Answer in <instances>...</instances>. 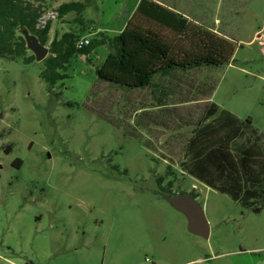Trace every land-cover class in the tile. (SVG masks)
I'll use <instances>...</instances> for the list:
<instances>
[{
	"label": "rangeland",
	"instance_id": "374dc122",
	"mask_svg": "<svg viewBox=\"0 0 264 264\" xmlns=\"http://www.w3.org/2000/svg\"><path fill=\"white\" fill-rule=\"evenodd\" d=\"M85 1L35 4L54 17L50 40L68 31L89 41L118 36L139 0H92L83 24L74 13L58 16L61 4ZM158 1L225 38L234 55L170 80L182 102H173L177 117L166 128L152 125L154 134H145L155 151L100 115L128 119L114 106L127 97L95 73L106 47L76 54L53 94L39 77L42 62L0 59V264H264V203L254 213L179 166L193 130L186 123H196L210 101L249 119L264 145V0ZM201 89H211L210 98ZM165 193L195 197L208 239L188 231Z\"/></svg>",
	"mask_w": 264,
	"mask_h": 264
},
{
	"label": "trees",
	"instance_id": "16d2710c",
	"mask_svg": "<svg viewBox=\"0 0 264 264\" xmlns=\"http://www.w3.org/2000/svg\"><path fill=\"white\" fill-rule=\"evenodd\" d=\"M43 1L0 0V59L21 60L25 64L36 61L22 35V31L27 30L42 46H48L49 54L42 61L39 77L53 94L58 83L68 77L66 71L76 54L84 53L85 48L91 51L106 47L109 54L95 73L102 85L107 84L127 97L124 103L119 101L114 106L122 107L128 119L120 118L121 123L98 111L117 128L127 125L130 136L138 138L151 151L156 149L154 142L147 140L145 134H154L152 125L166 128L165 121L177 117L173 102H182L176 100L170 80L178 81V75L229 64L234 55V48L225 38L190 23L153 0H140L118 36L102 35L99 40H88L87 46L78 48L81 37L75 31L50 40V22L42 29L36 28L41 6L35 4ZM91 3L92 0L61 4L57 8L58 16L74 13V21L83 24L82 14ZM138 94H151L153 99L147 101L137 97ZM199 94L210 98L211 89H201ZM250 123L249 119L242 122L208 102L196 123H186L193 126V130L179 166L208 188L259 213L264 203V145L261 135Z\"/></svg>",
	"mask_w": 264,
	"mask_h": 264
},
{
	"label": "water",
	"instance_id": "95a60500",
	"mask_svg": "<svg viewBox=\"0 0 264 264\" xmlns=\"http://www.w3.org/2000/svg\"><path fill=\"white\" fill-rule=\"evenodd\" d=\"M22 35L26 41L27 48L35 56L36 62H42L49 54L48 48L42 46L37 38L31 35L27 30H23ZM162 197L167 200L176 211L186 217L188 231L190 233L205 239L209 238L210 229L208 222L201 206L195 201L192 195H162Z\"/></svg>",
	"mask_w": 264,
	"mask_h": 264
},
{
	"label": "crops",
	"instance_id": "0c3cea01",
	"mask_svg": "<svg viewBox=\"0 0 264 264\" xmlns=\"http://www.w3.org/2000/svg\"><path fill=\"white\" fill-rule=\"evenodd\" d=\"M153 1H155V2H157L158 4H161V5L166 4V3H162V2H160V1H158V0H153ZM139 2H140V0L137 2V5H136L135 9L132 11V14H131V15L125 20L123 26H122L121 29L118 31L119 34L124 30L125 26H126L127 23L130 21V19L132 18V16L134 15V13H135V11H136V8H137ZM163 6L169 8V9H172L173 11L179 13L180 15H182L183 17H185L190 23H192V24H194V25H196V26H200V27H203V28L209 29V28H207V26H205V25H204L201 21H199L198 19H192V18H190L189 15H188V13H187V14H184L183 12L181 13V12H180L175 6H172V5H163ZM119 34H118V35H119ZM115 37H116V36H115ZM112 38H113V37H112ZM209 101H210V100H209ZM262 262H263V261L261 260V261H258L256 264H262Z\"/></svg>",
	"mask_w": 264,
	"mask_h": 264
},
{
	"label": "built area",
	"instance_id": "2783aa9c",
	"mask_svg": "<svg viewBox=\"0 0 264 264\" xmlns=\"http://www.w3.org/2000/svg\"><path fill=\"white\" fill-rule=\"evenodd\" d=\"M50 16H51L50 14H47V15L41 14V16L37 20L36 28L37 29L44 28L46 24L54 18L53 16L52 17ZM88 44H89V41L84 38L78 41L77 47L82 48L84 46H87Z\"/></svg>",
	"mask_w": 264,
	"mask_h": 264
},
{
	"label": "flooded vegetation",
	"instance_id": "af4514ba",
	"mask_svg": "<svg viewBox=\"0 0 264 264\" xmlns=\"http://www.w3.org/2000/svg\"><path fill=\"white\" fill-rule=\"evenodd\" d=\"M185 194H187V193H185ZM164 195H166V194H164ZM173 195V194H172ZM172 195H169V196H172ZM179 195H182V194H179ZM162 196V195H161Z\"/></svg>",
	"mask_w": 264,
	"mask_h": 264
}]
</instances>
